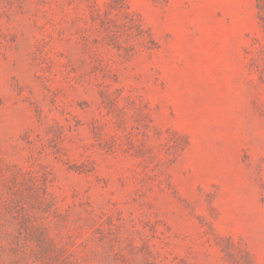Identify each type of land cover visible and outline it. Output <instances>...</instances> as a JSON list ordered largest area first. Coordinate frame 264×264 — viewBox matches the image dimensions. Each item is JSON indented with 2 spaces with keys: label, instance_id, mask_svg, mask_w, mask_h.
I'll list each match as a JSON object with an SVG mask.
<instances>
[{
  "label": "rangeland",
  "instance_id": "rangeland-1",
  "mask_svg": "<svg viewBox=\"0 0 264 264\" xmlns=\"http://www.w3.org/2000/svg\"><path fill=\"white\" fill-rule=\"evenodd\" d=\"M0 264H264V0H0Z\"/></svg>",
  "mask_w": 264,
  "mask_h": 264
}]
</instances>
